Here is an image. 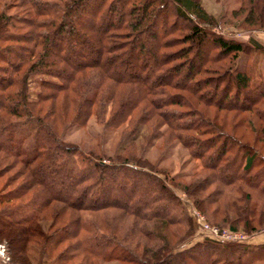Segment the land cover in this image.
<instances>
[{
	"label": "trees",
	"instance_id": "16d2710c",
	"mask_svg": "<svg viewBox=\"0 0 264 264\" xmlns=\"http://www.w3.org/2000/svg\"><path fill=\"white\" fill-rule=\"evenodd\" d=\"M239 2L235 27L264 30V0ZM221 27L198 0H0V242L12 264H264V243L184 248L194 227L174 189L218 206L212 219L230 230L264 232V76L253 85L220 64L246 48ZM191 96L242 114L251 139ZM93 114L122 141L81 166L61 135ZM138 138L180 143L208 173L177 185L136 154Z\"/></svg>",
	"mask_w": 264,
	"mask_h": 264
},
{
	"label": "rangeland",
	"instance_id": "374dc122",
	"mask_svg": "<svg viewBox=\"0 0 264 264\" xmlns=\"http://www.w3.org/2000/svg\"><path fill=\"white\" fill-rule=\"evenodd\" d=\"M198 2L208 16L221 23V29L218 31L215 30V33L217 32L227 39L243 43L246 46L245 50L242 53H239L234 60H230L229 58L222 59L220 64L224 65L226 68L231 65L233 66L234 71L245 73L249 76L251 84L254 85V83L259 80L258 75L264 76V30H244L235 27L238 21L233 18V13L237 11L240 6L239 0H198ZM182 25H184V23H178V27L181 30L178 31L174 37L179 38L182 33H184ZM180 43L181 42L177 40L174 45H179ZM254 45H258L260 48H253ZM210 47L211 46L209 45L203 46L201 49L202 56H206L208 52L211 56L216 53V50H213ZM163 52L164 50H161L160 53ZM31 87L32 93L38 90L36 85H31ZM201 93L205 94V91L203 92L202 90ZM243 95H246V92H244ZM188 98L193 105L199 108V110L206 112L209 120H212L213 117H215V121L219 123L224 118L225 122H222L230 127H227V130H230L231 127L241 119L242 114L233 117V112H216L215 107L212 105L209 108H204V106L197 102V98L193 96ZM262 102H264V97ZM261 108H264V106H261ZM121 132H123L121 129L106 127L105 124L93 114L84 126H69L62 132L61 137L65 142L78 147L79 152L76 158L79 165L84 166V159L90 152L94 153L96 156L104 157L105 159L114 158L122 141ZM235 133L237 137L241 136V139L244 141H249L251 139V132L241 122H238V130L235 129ZM135 143L136 154L143 160L147 161L154 170L166 174L168 179L175 180L177 185L187 186L189 183L197 179V177H204L208 173L204 172L200 160L194 159L190 155L189 150L180 143L170 142L167 144L164 140L158 139L145 146V142L142 141V138L135 140ZM255 148L264 153L263 145L261 146V144L257 143ZM9 176L10 174L5 176L0 183ZM212 187L213 186H211L205 193H201L200 196L202 200L210 195V191L213 189ZM174 192L179 197L185 214L192 219L194 227L193 234L190 237L189 242L184 245V248H189L196 243L203 242L205 238H208L207 234L201 230L197 221L193 219L192 214L195 212L199 213L204 222L211 227L244 234L247 236L246 243H250V238L255 235L250 236L240 228L238 230L228 229V226L223 224L225 221L222 220L225 219H223L221 215L216 216V220L212 219V213L218 206H206L205 210L202 211L195 207L193 201L188 198L185 193H182L179 189H174ZM33 194L34 192H31L27 194V196L30 197ZM84 216L89 221L91 220V217H88L87 215ZM110 219L113 224L118 225L116 217H113V219L110 217ZM96 220L99 224L102 223V216H99ZM0 247L2 248L1 250L4 251V256L0 257V264H12L5 242H0Z\"/></svg>",
	"mask_w": 264,
	"mask_h": 264
},
{
	"label": "built area",
	"instance_id": "2783aa9c",
	"mask_svg": "<svg viewBox=\"0 0 264 264\" xmlns=\"http://www.w3.org/2000/svg\"><path fill=\"white\" fill-rule=\"evenodd\" d=\"M193 219L197 221L201 230L204 231L208 238H211L220 243H245L247 240V236L241 234L239 232L229 231V230H219L216 227H211L207 223L204 222L203 218L199 213L192 214ZM0 247V257H3V250Z\"/></svg>",
	"mask_w": 264,
	"mask_h": 264
},
{
	"label": "crops",
	"instance_id": "0c3cea01",
	"mask_svg": "<svg viewBox=\"0 0 264 264\" xmlns=\"http://www.w3.org/2000/svg\"><path fill=\"white\" fill-rule=\"evenodd\" d=\"M264 243V232L254 235L250 238L249 244H262Z\"/></svg>",
	"mask_w": 264,
	"mask_h": 264
}]
</instances>
